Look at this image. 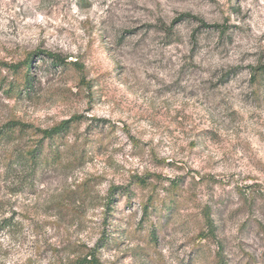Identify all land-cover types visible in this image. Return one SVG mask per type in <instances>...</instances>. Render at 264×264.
I'll return each mask as SVG.
<instances>
[{"label": "rangeland", "instance_id": "1", "mask_svg": "<svg viewBox=\"0 0 264 264\" xmlns=\"http://www.w3.org/2000/svg\"><path fill=\"white\" fill-rule=\"evenodd\" d=\"M37 51L82 71L35 57L0 128L75 121L85 161L32 179L0 141V264H264V0H0V62Z\"/></svg>", "mask_w": 264, "mask_h": 264}, {"label": "trees", "instance_id": "2", "mask_svg": "<svg viewBox=\"0 0 264 264\" xmlns=\"http://www.w3.org/2000/svg\"><path fill=\"white\" fill-rule=\"evenodd\" d=\"M41 55L46 56L51 61L53 67L68 68L72 67L75 71L81 72V68L76 63H69L66 60L50 54L41 53L39 51L30 53L28 56L17 64H7L0 62V86L4 87L5 95L12 96L14 93L21 96L22 93H28L33 83L32 62L35 57ZM1 72L4 74L2 75ZM252 80L256 86L264 81V65L253 69ZM74 123V125H73ZM75 121H64L49 128V129H35L33 127L25 126L20 122L11 121L0 128V141L5 143H15L18 141L30 140L27 147L14 155L6 158L7 166L9 168L19 167L22 173H28L32 179H36L39 173L45 168H53L57 166H78L85 161V148L79 147L77 149L76 143L68 145L65 142V134L75 126ZM62 160H64L62 162ZM138 186H143V181L137 180ZM146 184V183H145ZM147 186V185H146ZM113 190V191H116ZM163 193L166 199L162 201L160 209H157L155 200L147 198L142 202L140 209L143 213V220H147L149 216L156 212L160 217L162 209L171 204L170 198L173 200L181 195V183L169 181L167 187H163ZM112 191V193H114ZM153 195V194H151ZM264 204V203H263ZM264 207V206H263ZM204 226L206 229L199 233V241H209L212 235V225L210 223L209 215L203 214ZM259 228L261 223H258ZM74 264H102L98 257L90 253L82 259H78ZM215 264H224L220 257L215 258Z\"/></svg>", "mask_w": 264, "mask_h": 264}]
</instances>
